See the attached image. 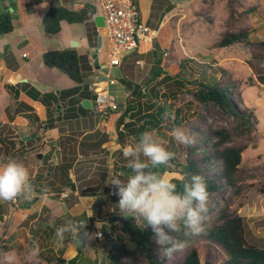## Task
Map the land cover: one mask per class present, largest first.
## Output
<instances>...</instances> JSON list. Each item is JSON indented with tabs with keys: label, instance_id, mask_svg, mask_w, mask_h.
Listing matches in <instances>:
<instances>
[{
	"label": "crops",
	"instance_id": "crops-1",
	"mask_svg": "<svg viewBox=\"0 0 264 264\" xmlns=\"http://www.w3.org/2000/svg\"><path fill=\"white\" fill-rule=\"evenodd\" d=\"M179 1L135 0L139 19L149 27L158 29L159 35L152 44H142L138 50L124 55L118 65L107 67L108 40L104 28L99 27L95 21V17L100 15L99 10L85 23H63L62 30L55 35L46 33L43 27V17L52 6L79 10L85 5L93 4L97 7L96 0H0V12H8L14 24L12 33L0 36V92H12L11 105L9 103L11 108H4V112L9 108V117L0 122V155L4 159L1 161L10 158L9 156L19 157L16 160L27 167L31 182L36 183L33 188H40V192L48 191L46 194L41 192V195H36L34 191L31 194L36 200H41L43 205L51 194H55L50 188L67 191V183H72L74 205L67 208L66 212L72 213L73 209L82 213L89 212L90 208L87 209L86 204L93 197L82 196L85 195L84 189L107 186V176L92 180V175L87 174L91 165L99 164L97 156L103 149L110 154L107 168L114 172L118 167L127 165L123 151L125 148L135 147L133 143L138 144L142 132L151 131L157 139L163 140L166 124L168 128L173 124H184L189 110L185 108L183 111V103L171 98L174 97L175 90L185 86L187 81L176 76L177 70L166 66L171 59V52L164 46H171L172 43L177 45L179 50L176 57H179V45L183 44L185 38L180 30L181 23L170 20ZM197 35L201 33L198 32ZM190 37L194 38V35L191 33ZM72 41H77L78 45L71 46ZM67 48H74L81 56L82 68L86 74L85 83L82 85L78 86L64 73L44 65L43 54L46 51ZM186 48L183 46V49ZM96 53L99 64L105 65V68L97 69L94 66ZM213 57L205 49L193 56L194 60L207 63ZM114 67L121 69L120 79L112 75L111 69ZM101 76L116 79V83L108 85L118 103V110L110 118V133L98 129L99 118L94 95L89 91V85ZM151 80L153 82L148 91L152 93L153 99L146 97L147 93L144 92L145 85ZM74 87H78L75 94L60 96L61 91ZM166 93L171 97L168 100ZM163 97L166 102L161 100ZM86 99L92 102L90 108L83 106ZM252 146L256 147L255 143ZM118 150L120 151L116 155ZM255 150L258 155L262 154L258 148ZM116 156L124 159V162H117ZM143 158L142 160L145 159ZM263 160L260 162L262 170ZM97 168L91 170L96 171ZM248 168L250 169H246L247 174L252 165ZM175 173L167 172L164 176L169 179L179 177ZM253 190L254 188L242 195L244 205L240 214L258 209L255 200L264 199V193L258 192L249 201L248 194ZM245 197L248 200L246 203ZM262 208L264 209V205ZM71 250L73 255L74 252L77 254L76 245Z\"/></svg>",
	"mask_w": 264,
	"mask_h": 264
},
{
	"label": "rangeland",
	"instance_id": "rangeland-1",
	"mask_svg": "<svg viewBox=\"0 0 264 264\" xmlns=\"http://www.w3.org/2000/svg\"><path fill=\"white\" fill-rule=\"evenodd\" d=\"M230 4L243 12L238 22V27L249 28L251 30L250 38L252 41L264 40V0H180L178 5H176L174 9L175 14L170 20L174 19L176 22L181 23L180 30L185 39H183V44L179 45L181 52L178 58L176 57L179 50L177 49L179 48L177 45L173 43L171 46L164 45L166 49L171 52V59L167 62L168 64L166 63V66L178 72L183 70L180 78L181 80L186 79L187 83H185V86H180L175 90L173 93L174 97L171 98L168 93L166 94L168 95L167 100L169 98L177 99L178 103H183V111L186 110L185 108H188L189 112L188 115H186L184 124L181 126L173 124L172 128H168L166 124V130L164 129L165 131L163 132V140L160 138L158 140L163 143L167 150L173 152L179 160H183L185 158V145L179 144L172 136V130L180 128L188 134L192 132L191 135L195 136V141L198 143V152L205 151L211 142L210 139L204 136L206 127L208 125L214 128L219 126H230L233 125V118L230 113L224 111L216 103L210 102L208 104H201L196 102L191 94L195 86L188 81L196 78L202 81L223 82L240 109L242 111L251 112L256 118L253 120H258L255 131L247 140L250 147L248 146L244 152V162L240 166L243 171L242 175L243 177L245 176L244 179L248 178L247 183L251 185V187H245L242 194L254 188L255 191L249 192L247 197L249 201H252L255 196L254 193H261L260 189L264 186V175H262L264 174V170L260 168V162L264 157V139L262 138V136H264V84L259 83L248 61H252L264 69V56L256 57L253 55L254 52L262 53L260 52L262 50L253 44L238 43L221 49L214 47L215 42L218 41L221 34L226 29ZM201 26L206 28H201ZM198 32H200L201 35H197ZM191 33L194 35V38L190 37ZM183 46L185 48L187 47L186 50L183 49ZM204 49L212 53L214 56L213 59L208 60V63L202 62V60H194L193 56ZM216 64H220V66ZM192 70L194 72H192ZM111 73L118 79L122 76L119 67L112 68ZM152 82L153 80L144 87V92L147 93L146 97L150 99L154 98L152 93L148 91ZM10 94H12V92ZM10 94L0 92V122L9 115L8 109L11 108ZM161 100L166 102L165 97ZM6 106H9V108L4 112ZM164 111H166V108ZM201 136H203L202 139L199 138ZM158 137L162 136L158 135ZM235 140H237L236 137L234 138V141ZM123 142L127 143L126 140H123ZM254 143L256 147L252 146ZM133 144H135V146L137 145L136 142ZM257 148L262 154H257L255 150ZM119 151L120 150L116 152V155H118ZM253 154L255 156H253ZM106 155L107 157H105ZM108 155H110L109 151L103 149L100 155L97 156L99 164L91 165L90 167L88 165L89 170L87 174L92 175V180L96 177H108ZM9 157L15 159L19 158L18 156ZM116 157L118 159L117 162H124V159H120L121 157ZM142 158L141 156V159ZM1 160L4 159H2L0 155V161ZM125 162L128 161L125 160ZM249 165H252V168L247 174L246 169H250L248 168ZM100 166H103V168H100ZM97 167H99V170ZM91 168L97 169L94 171L91 170ZM115 168L114 166V169ZM113 173L118 174L122 180H127V178L122 177L120 170H116ZM175 175H179V177L182 176L179 173H175ZM31 184L32 186L36 185L34 182H31ZM66 188L67 192L70 194L67 198L61 196L65 189L50 188L55 194H51L44 205L41 200H36L32 195L27 198L20 197L10 202L0 201V237L6 243L5 247L3 245V247L0 248V264H8L5 257L9 255L14 257L13 264H53L56 256L61 253V248L64 246L66 249L63 253V257L66 259L74 257L76 252H74L73 255V250H71V248L75 249V245L82 242L78 234L67 232L65 233L62 246H56L55 244L56 228L72 221L86 224V230L90 233H98L100 229L104 228L102 238L96 236L88 242L84 241L86 259L84 258L82 261L86 260L88 264H95L93 258L98 262L105 260L107 254L113 250L114 245L119 241H125L130 247L134 246L133 242H131L129 237L123 232L120 222H112L110 220L111 216L122 214L118 206V196H115L116 198L113 201L104 206L102 214L99 216L96 215L99 196H94L93 191H96L100 197H105L107 191L110 194L113 190L112 186L107 185L84 189L86 193L85 195L82 194V196L93 197V200L86 204V208H90L89 212L84 213L88 219L82 218V211H78L77 209H73L74 212L72 213L66 212L67 208L74 205L73 199L75 198L71 190L68 187ZM39 189L40 188H33L36 195H41ZM230 191L231 188L225 186L219 192L208 198L207 211L203 214V222L209 221L208 217H211L219 207L223 206ZM243 198L242 195L239 198L234 197L232 202H230L233 208L232 214L234 216L245 214L253 234L257 238H261L264 242V209L262 208L264 199L259 198L255 200L258 209H251L250 211H245L240 214L241 207L239 206V202L243 200ZM248 200H246L245 197V203L248 202ZM249 203L252 204V202ZM136 216L138 221L141 222L142 217ZM97 222H100L99 226ZM106 231H109V236L106 235ZM68 239L69 241L66 242ZM195 246L199 251L202 262L209 261L220 264L228 257L225 250L216 243L202 241L197 242ZM188 247L189 246H186L185 248L187 249ZM184 252L185 249L183 248L181 251L174 252V256L177 258ZM170 262L171 259H169V263Z\"/></svg>",
	"mask_w": 264,
	"mask_h": 264
},
{
	"label": "trees",
	"instance_id": "trees-1",
	"mask_svg": "<svg viewBox=\"0 0 264 264\" xmlns=\"http://www.w3.org/2000/svg\"><path fill=\"white\" fill-rule=\"evenodd\" d=\"M96 14L97 7L93 4L85 5L79 10L56 5L45 13L43 27L46 33L55 35L62 30L63 23L82 24L92 19ZM242 14L243 12L239 8L232 4L229 5L226 29L215 42L214 47L221 49L238 43L253 44L262 50L260 51L262 53L254 52L253 55L264 56V40L252 41L251 30L247 27H238ZM13 30L12 16L8 12H0V36L10 34ZM43 62L46 67L57 69L67 75L78 86L85 83L86 74L82 68V59L74 48L48 50L43 54ZM248 64L259 83L264 84V69L252 61H248ZM88 67L90 69V66ZM181 72L176 73V76L181 77ZM183 80L186 81V79ZM188 82L195 86L191 94L196 102L201 104L216 103L224 111L230 113L233 125L216 128L208 125L204 136L211 142L205 151L198 152V143L195 141L192 146H185L183 160H179L174 155V159L167 166L161 165L155 171L162 175L167 172L181 174V177L171 179L177 184L178 190L182 189L183 184L190 180L191 175H202L207 185L208 198L225 186L231 188L226 202L211 217H208L209 221L203 222V231L198 235H194L181 223V230L172 233V236L175 240L183 241L185 247H189L187 249L184 247L185 252L177 258L173 253L170 263L169 258L162 255V246L156 243L151 227L146 225L143 218L139 222L135 214L122 213L111 216L112 222H120L123 232L134 246L130 247L125 241H119L107 254L105 260L98 262L93 258L95 264H215L201 261L195 245L202 241L216 243L225 250L228 257L220 264H264V242L253 234L245 216L232 214L233 208L230 203L234 197L239 198L243 195L242 191L245 187H251L247 183L248 179H244L245 176L243 177L240 166L243 161V153L249 146L247 140L255 131L258 120H253L255 115H252L251 112L240 109L223 82L202 81L196 78ZM77 91L78 87L67 89L61 91L60 96L73 95ZM170 127L172 128L173 125ZM235 137L237 140L234 141ZM199 138L202 139L203 136ZM118 168L123 178H127L131 172L127 165ZM64 174L68 175V172ZM72 185V183H67V187L71 191H73ZM41 192L46 194L48 191ZM260 192L264 193V186ZM93 195L99 196L97 216L102 214L106 204L116 198V195L112 196L108 191L105 197H100L96 191H93ZM243 205L244 201L241 200L239 206ZM82 218L88 219L84 213ZM105 233L109 236V231ZM68 241L69 239L66 240V242ZM5 244L0 237V248L3 245L5 247ZM84 244V241L76 244L77 254L70 259L63 257L66 247H62L61 253L56 256L53 264H88L86 260L82 261L86 255Z\"/></svg>",
	"mask_w": 264,
	"mask_h": 264
},
{
	"label": "clouds",
	"instance_id": "clouds-1",
	"mask_svg": "<svg viewBox=\"0 0 264 264\" xmlns=\"http://www.w3.org/2000/svg\"><path fill=\"white\" fill-rule=\"evenodd\" d=\"M172 136L186 147L195 143V136L180 128L173 129ZM123 155L131 170L127 180L109 171L105 183L112 186L114 194L119 197L121 213L142 217L151 227L156 243L162 246V255L171 259L174 252L185 247L183 241L172 236V233L181 230V223L193 234L203 231V214L207 211L209 196L205 179L202 175L193 174L178 190L176 183L155 171L161 165L167 166L175 154L167 150L151 131L142 132L138 144L125 148ZM141 156L146 159L142 160ZM32 192L30 173L22 162L15 158L0 161V201L27 198ZM67 232L78 234L85 242L99 235L88 232L86 224L72 221L56 228V246H62ZM5 259L8 264H13L14 257L9 255Z\"/></svg>",
	"mask_w": 264,
	"mask_h": 264
},
{
	"label": "built area",
	"instance_id": "built-area-1",
	"mask_svg": "<svg viewBox=\"0 0 264 264\" xmlns=\"http://www.w3.org/2000/svg\"><path fill=\"white\" fill-rule=\"evenodd\" d=\"M99 14L103 16L105 35L108 40L106 66H116L124 55L140 48L142 44H152L159 35V30L149 27L139 19L135 0H96ZM138 64L142 63L140 61ZM10 81H13L10 79ZM116 83V79L96 80L89 85L94 95V105L98 114L97 127L110 133L111 114L118 110L115 96L109 91L108 85ZM115 196L114 189L110 192ZM63 198L69 197L67 191L62 192ZM104 229V228H103ZM103 229L98 231L102 238Z\"/></svg>",
	"mask_w": 264,
	"mask_h": 264
},
{
	"label": "water",
	"instance_id": "water-1",
	"mask_svg": "<svg viewBox=\"0 0 264 264\" xmlns=\"http://www.w3.org/2000/svg\"><path fill=\"white\" fill-rule=\"evenodd\" d=\"M3 2H4V0H3ZM95 21H96V24L99 27H104L105 26L104 18H103L102 15H97L95 17ZM99 40H100V42L102 41V37L101 36L99 37ZM77 45H78L77 41H72L71 42V46L76 47ZM94 58H95L94 66L97 69H103V68H105V65H100L99 64L98 54L97 53L94 55ZM106 79H107L106 76H101L100 77V80H106ZM83 106L84 107H87V108H90L92 106V102L89 99H86V100L83 101Z\"/></svg>",
	"mask_w": 264,
	"mask_h": 264
}]
</instances>
